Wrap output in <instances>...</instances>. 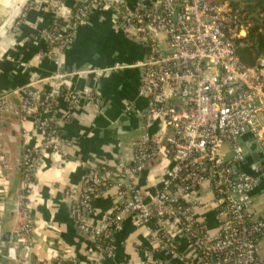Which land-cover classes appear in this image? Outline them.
<instances>
[{"label": "built area", "instance_id": "2783aa9c", "mask_svg": "<svg viewBox=\"0 0 264 264\" xmlns=\"http://www.w3.org/2000/svg\"><path fill=\"white\" fill-rule=\"evenodd\" d=\"M232 1L80 0L72 8L66 0L25 1L6 28L18 32L29 12L49 8L54 22L40 27L36 21L32 28L47 41V55L57 70L45 79L46 90L34 81L0 95V114H15L23 124L33 123L22 137L40 136L39 145L23 151L17 202L23 220L17 230L20 252L11 248L9 260L103 264L115 258V233L132 216L150 242L143 251V264H165L158 257L161 254L173 262L193 264L180 239L188 242L198 264H264V219L251 211L252 194L261 180L243 170L246 144L264 147V57L254 68L240 62L238 43L246 37L248 24ZM99 9L113 12L123 35L146 51L138 97L149 101V111L134 144L132 164L107 167L85 160L81 185L64 191L76 226L96 245L95 258L88 263L65 257L34 258L32 196L38 161L45 151L67 159V147L74 144L61 136L53 110L60 104L73 108L82 97L95 104L102 101L91 89H76L74 82L106 70L60 71L62 56L78 30ZM133 108V103L126 105L123 114ZM154 124L157 131L152 132ZM6 155L0 142L4 166ZM158 160H168L170 165L163 168L156 190L143 194L138 181ZM110 190L116 191L113 208L94 223V199ZM3 245L0 237V255Z\"/></svg>", "mask_w": 264, "mask_h": 264}, {"label": "crops", "instance_id": "0c3cea01", "mask_svg": "<svg viewBox=\"0 0 264 264\" xmlns=\"http://www.w3.org/2000/svg\"><path fill=\"white\" fill-rule=\"evenodd\" d=\"M78 2L80 0H66L71 8ZM17 3L15 0H0V23L6 19L5 25L19 14L24 3L20 6ZM8 14L11 15L9 19ZM54 19L53 12L43 6L39 12H29L20 31L6 29L0 32V95L34 81H39V88L48 89L45 79L57 67L47 55V41L39 36L32 24L37 21L40 27H47ZM145 58V49L123 35L109 9L94 11L63 54V68L88 66L90 70H106L102 75H90L74 82L76 89H91L99 94L102 101L95 104L82 97L73 108L60 104L53 110L52 116L61 136L74 144L67 147V159L45 151L38 161L32 196L33 238L36 242L34 258L54 261L65 257L83 263L95 258L96 245L76 226L71 206L64 200V191L81 185L86 173L82 165L85 160L107 167H114L120 162L132 164L134 144L142 133L141 127L150 107L147 99L138 97L140 65ZM14 101L17 102L16 99ZM130 103L134 105L133 111L121 118L124 107ZM118 120H121L120 125L116 124ZM32 128V122L23 124L15 114H0V142L7 153L5 166L0 162V232H17L23 221L17 212L22 175L21 150L29 145H39L40 136L24 139L21 133ZM151 131H157L156 124ZM243 141H249V138ZM246 145L252 147L249 156L252 162L257 156L256 148L251 141ZM260 163L257 176L261 182L252 194L251 211L264 219V158L260 159ZM168 165V160H158L149 165L138 181L143 194L156 190L163 168ZM115 193V190H110L94 199V223L101 222L111 211ZM208 219L213 227L215 224L209 214ZM179 241L183 253L193 260V264H198L188 242L184 239ZM113 245L115 258L105 260L103 264H143V251L149 248L150 242L145 229L136 224L134 217L128 216L115 233ZM11 248L19 254V245ZM11 248H7L5 243L1 247L0 264H16L7 258ZM158 257L165 264H181L171 261L164 254Z\"/></svg>", "mask_w": 264, "mask_h": 264}, {"label": "trees", "instance_id": "16d2710c", "mask_svg": "<svg viewBox=\"0 0 264 264\" xmlns=\"http://www.w3.org/2000/svg\"><path fill=\"white\" fill-rule=\"evenodd\" d=\"M232 6L248 24L246 37L238 43L237 56L243 65L254 68L264 57V0H233Z\"/></svg>", "mask_w": 264, "mask_h": 264}, {"label": "water", "instance_id": "95a60500", "mask_svg": "<svg viewBox=\"0 0 264 264\" xmlns=\"http://www.w3.org/2000/svg\"><path fill=\"white\" fill-rule=\"evenodd\" d=\"M72 69H79V70H86L88 69V66H85L83 68H63V66H61L60 71L61 72H65V71H70ZM260 117L262 118L261 114H259ZM127 117L124 114H122L121 118ZM263 119V118H262ZM264 122V120H263ZM117 125L121 124V120L116 121ZM253 147L256 148V152H257V156L253 158L252 162L249 159L250 156V151H251V146H245L243 151H244V155H245V163L243 165V170L245 172H247L250 175L253 176H257L259 173V168L261 166L260 163V159L264 158V147L261 146L260 144H258L257 142H253ZM23 150H21V168H22V160H23ZM247 166V168H246ZM1 239L2 241L5 243V246L7 248H11L14 246H18V236H17V232H10V231H5L2 230L1 232Z\"/></svg>", "mask_w": 264, "mask_h": 264}, {"label": "rangeland", "instance_id": "374dc122", "mask_svg": "<svg viewBox=\"0 0 264 264\" xmlns=\"http://www.w3.org/2000/svg\"><path fill=\"white\" fill-rule=\"evenodd\" d=\"M25 1H26V0H15L16 3L18 2L17 5H19V6H20L21 4H23V3H25ZM11 6L15 7L16 5H15V4H12ZM22 6H24V4H23ZM22 8H23V7H21L20 10H22ZM18 9H19V7L15 9L14 15L18 12ZM7 16H8L7 19H9L11 15L8 14ZM5 20H6V19H5ZM5 20H4V21H5ZM4 21L0 23V30H6V29H7L6 27H9V26H7L8 24H7V25H6V24L4 25ZM12 25H13V24H12ZM3 36H4V35H3V33H2V34H1V37H3Z\"/></svg>", "mask_w": 264, "mask_h": 264}]
</instances>
